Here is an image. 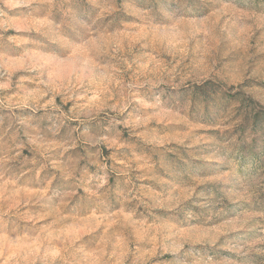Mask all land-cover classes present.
Here are the masks:
<instances>
[{
	"label": "rangeland",
	"instance_id": "374dc122",
	"mask_svg": "<svg viewBox=\"0 0 264 264\" xmlns=\"http://www.w3.org/2000/svg\"><path fill=\"white\" fill-rule=\"evenodd\" d=\"M251 111L264 0H0V264H264Z\"/></svg>",
	"mask_w": 264,
	"mask_h": 264
},
{
	"label": "trees",
	"instance_id": "16d2710c",
	"mask_svg": "<svg viewBox=\"0 0 264 264\" xmlns=\"http://www.w3.org/2000/svg\"><path fill=\"white\" fill-rule=\"evenodd\" d=\"M242 120L246 123V127L253 130L262 129L264 130V125H259L258 123L264 124V112H247L242 116Z\"/></svg>",
	"mask_w": 264,
	"mask_h": 264
}]
</instances>
